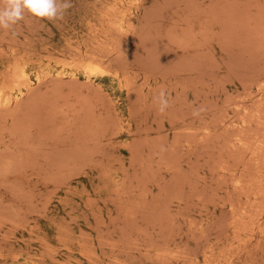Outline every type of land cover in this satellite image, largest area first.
<instances>
[{"label": "rangeland", "instance_id": "1", "mask_svg": "<svg viewBox=\"0 0 264 264\" xmlns=\"http://www.w3.org/2000/svg\"><path fill=\"white\" fill-rule=\"evenodd\" d=\"M71 3L0 29V264H264V0Z\"/></svg>", "mask_w": 264, "mask_h": 264}, {"label": "clouds", "instance_id": "2", "mask_svg": "<svg viewBox=\"0 0 264 264\" xmlns=\"http://www.w3.org/2000/svg\"><path fill=\"white\" fill-rule=\"evenodd\" d=\"M72 7L71 0H0V29L11 30L15 35L14 26L31 15L40 20H63L67 10ZM154 101L159 105L161 113L169 107L165 91L161 90ZM204 108H194L192 115L199 117Z\"/></svg>", "mask_w": 264, "mask_h": 264}, {"label": "bare ground", "instance_id": "3", "mask_svg": "<svg viewBox=\"0 0 264 264\" xmlns=\"http://www.w3.org/2000/svg\"><path fill=\"white\" fill-rule=\"evenodd\" d=\"M96 63V62H95ZM85 64V63H84ZM100 64V63H99ZM124 64V63H123ZM63 65V64H62ZM66 65V64H65ZM83 65V64H82ZM23 66V65H22ZM68 66V65H67ZM69 66H70V64H69ZM69 66H68V68H69ZM102 66V65H101ZM19 67V66H18ZM25 66H23V68H24ZM110 67V66H109ZM20 68V67H19ZM19 68H17L16 67V71H15V80H17V79H20V80H22L23 79V81H24V79L28 76V75H26V73L24 72L25 70H21V69H19ZM79 69H81V71H82V73L83 74H85L88 78L91 76V75H95V74H99V72L101 71V73H105L106 71L105 70H100L99 68H97V67H95V66H85L84 65V67H80ZM102 69V68H101ZM106 69V68H105ZM14 70H15V68H14ZM13 70V71H14ZM111 70V69H110ZM28 71V70H27ZM26 71V72H27ZM50 71V70H49ZM103 71V72H102ZM56 73H59V72H56ZM108 72H106L105 74H107ZM67 74V73H66ZM72 74H74V73H72ZM110 74V73H109ZM14 75V74H13ZM114 75V74H113ZM73 76V75H72ZM115 77V76H114ZM22 78V79H21ZM121 79V78H120ZM123 79V78H122ZM19 80V81H20ZM119 80V79H118ZM124 80V79H123ZM11 81V80H10ZM18 81V82H19ZM25 81H27V80H25ZM14 82H16V81H14ZM26 83V82H25ZM24 83V84H25ZM16 84V83H15ZM20 84V83H19ZM23 84V83H22ZM127 84V83H126ZM17 85V84H16ZM27 85V84H26ZM1 86V85H0ZM11 86V85H10ZM15 86V85H14ZM23 86V85H22ZM127 86V85H126ZM17 87H18V85H17ZM16 86H15V89L17 88ZM11 88V87H10ZM2 90H4V88H2ZM1 90V91H2ZM6 90V89H5ZM10 89H8L7 88V91H9ZM24 90V89H23ZM18 91V90H17ZM11 92V91H10ZM20 90L18 91V93L16 94V95H10V96H5L6 98H5V101H9L10 99H12V98H15L16 99V97L18 96V94H20ZM102 93V92H101ZM23 94V93H22ZM116 94V93H115ZM127 95V94H126ZM120 96V95H119ZM118 97V96H117ZM116 97V99H119V98H117ZM121 97V96H120ZM3 99V96H1L0 97V99ZM2 99H1V101H2ZM115 99V100H116ZM12 100H14V99H12ZM20 100V99H19ZM114 100V101H115ZM4 101V102H5ZM118 101L119 100H117V103H118ZM116 102V101H115ZM15 104V103H14ZM7 111V110H6ZM130 116V115H129ZM15 181V180H14ZM15 184V183H14ZM16 187H18V186H16ZM37 196V195H36ZM39 197V196H38ZM33 198V197H32ZM42 198V197H41ZM48 198V197H47ZM43 199H44V197H43ZM37 202V201H36ZM48 202V201H47ZM29 204V203H28ZM21 211V210H20ZM1 213V212H0ZM3 214V213H2ZM23 215V214H22ZM5 220V219H4ZM11 222V221H10ZM1 223V222H0ZM10 224H12V223H10ZM3 225V224H2ZM12 225H14V224H12ZM1 226V225H0ZM12 229V228H11ZM3 235H4V233H3ZM5 236V235H4ZM2 238H4V237H2ZM5 241V240H4ZM1 242V241H0ZM17 257V256H16ZM49 257V256H48ZM52 258V257H51ZM10 261H11V259H10Z\"/></svg>", "mask_w": 264, "mask_h": 264}]
</instances>
